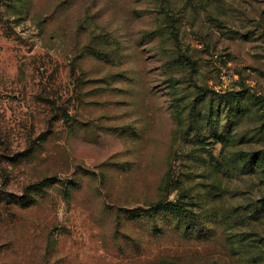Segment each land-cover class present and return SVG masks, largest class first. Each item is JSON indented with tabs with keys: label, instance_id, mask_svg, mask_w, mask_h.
I'll use <instances>...</instances> for the list:
<instances>
[{
	"label": "rangeland",
	"instance_id": "374dc122",
	"mask_svg": "<svg viewBox=\"0 0 264 264\" xmlns=\"http://www.w3.org/2000/svg\"><path fill=\"white\" fill-rule=\"evenodd\" d=\"M203 92L264 98V0H0V264H243L264 116L208 139ZM159 200L216 214L213 236L134 217Z\"/></svg>",
	"mask_w": 264,
	"mask_h": 264
},
{
	"label": "trees",
	"instance_id": "16d2710c",
	"mask_svg": "<svg viewBox=\"0 0 264 264\" xmlns=\"http://www.w3.org/2000/svg\"><path fill=\"white\" fill-rule=\"evenodd\" d=\"M209 94L210 95H207L203 92L197 95L199 105L204 104L205 101L208 100L206 114L195 112V107L191 108L189 112V115L193 117L191 119V124H195L196 131H198L200 129L198 127H201L203 124L210 126V130L214 131L213 135L208 139L213 138L216 142L219 141L224 143L223 139L228 138V133L237 127L250 113H261L264 116V98L250 95L248 92ZM214 115H216V117L217 115H222L224 120L223 123L220 124L221 126H219V123L215 125L209 123L212 121ZM202 142L203 144H207L205 141ZM238 160L240 161L239 163H241V171L246 174H249V170H252L254 173L255 169L264 167V154L260 157H258L257 154H253L250 157L249 155H243ZM168 181L170 180L167 178L164 182L168 184ZM44 187L43 182L37 183L31 186L29 193L36 196L38 193L40 194L43 192ZM65 194H69L68 189ZM32 195L30 197L33 198ZM25 202H27L26 199H22L21 203L24 204ZM260 205L261 207H259V209H254L253 213H257L258 210H264V201H262ZM187 207V203L183 201L159 200L145 210H136V215H133L134 217L138 216L140 219L146 218L153 223L160 219H171V221L175 223L178 231H182L184 234L194 238L204 236L206 231L211 232L210 236H213L215 231L211 229V226L216 224L217 215L213 213H201L202 209H196V211L194 209H188ZM221 216L223 215L221 214L219 219ZM244 241L245 240H238L239 245L241 244L239 246L240 248H247V245H242ZM258 244L259 245H254L252 251H249L246 261H244L243 264H264V243L259 242Z\"/></svg>",
	"mask_w": 264,
	"mask_h": 264
}]
</instances>
